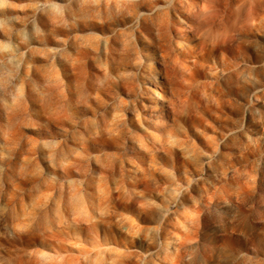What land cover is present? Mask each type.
Here are the masks:
<instances>
[{"label": "rangeland", "instance_id": "rangeland-1", "mask_svg": "<svg viewBox=\"0 0 264 264\" xmlns=\"http://www.w3.org/2000/svg\"><path fill=\"white\" fill-rule=\"evenodd\" d=\"M0 264H264V0H0Z\"/></svg>", "mask_w": 264, "mask_h": 264}, {"label": "clouds", "instance_id": "clouds-1", "mask_svg": "<svg viewBox=\"0 0 264 264\" xmlns=\"http://www.w3.org/2000/svg\"><path fill=\"white\" fill-rule=\"evenodd\" d=\"M145 63V60L142 57H137V65L142 66Z\"/></svg>", "mask_w": 264, "mask_h": 264}]
</instances>
